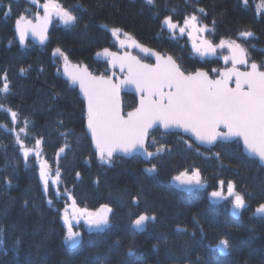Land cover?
<instances>
[{"label":"trees","instance_id":"trees-1","mask_svg":"<svg viewBox=\"0 0 264 264\" xmlns=\"http://www.w3.org/2000/svg\"><path fill=\"white\" fill-rule=\"evenodd\" d=\"M56 2L77 17L75 24L64 25L56 17L46 47L31 42L22 47L16 39V20L22 15L35 20L37 12L42 15L43 11L30 0H0V87L7 73L11 88L9 94L0 93V105L18 113V122L13 124L10 113L0 110V264H264V214L256 212L264 204V169L243 153L239 142L205 150L180 134L156 130L148 145L153 139L156 143L148 149L154 152L161 144L169 149L159 157L150 162L115 157L110 165L102 164L86 133L85 103L62 77L63 57L55 56L59 48L71 62L86 64L94 74L108 75V66L94 57L107 48L116 50L107 29L118 27L142 45L173 56L186 72L203 69L217 76L212 70L224 67L220 58L201 59L186 36L162 30L166 16L172 15L182 25L194 14L208 26L207 40L214 45L235 40L247 48L251 62L262 64V0H248L247 5L243 0H157L155 8L145 0ZM8 4L12 11L5 15ZM105 24L109 27H102ZM246 30L254 36L241 37ZM21 68L26 69L23 74ZM123 100L125 111L136 108L134 96L125 95ZM24 119L28 134L20 132L21 138L29 148L36 139L43 140L41 158L53 170L59 168L61 191L66 187L80 208L95 212L108 205L113 210L110 226L102 232L90 231L80 221L75 229L81 233V242L75 248L64 243L63 216L71 200L56 197L50 185L54 204L49 206L39 179V161L34 154L25 161L16 143ZM13 128L16 132L10 131ZM63 132L68 133L66 138ZM65 143L69 147L57 163V153ZM152 164L157 171L149 174L145 169ZM195 170L200 172L203 189L188 193L176 186V176ZM221 180L233 183L244 196L246 207L238 214H233L229 201L211 199ZM144 214L156 219L138 232L133 221ZM178 227L187 231L178 232ZM220 239L230 243L226 254L217 247Z\"/></svg>","mask_w":264,"mask_h":264},{"label":"snow or ice","instance_id":"snow-or-ice-1","mask_svg":"<svg viewBox=\"0 0 264 264\" xmlns=\"http://www.w3.org/2000/svg\"><path fill=\"white\" fill-rule=\"evenodd\" d=\"M243 2L247 5L248 0H243ZM30 3L39 5L44 15L40 16L37 12L38 23L35 24L23 15L16 20L21 43L29 31L38 36L41 42L46 40L47 29L53 16L58 17L64 25H73L77 20L71 11L65 9L56 0H46L43 4H40V0H30ZM145 3L153 8L157 6V0H145ZM5 8V15L11 14V5L8 4ZM261 8H264V0L261 2ZM199 11L204 13L205 10L201 8ZM102 27L108 28L109 26L105 24ZM164 28H167L173 36L177 30L181 36L186 30H190L189 35L196 34L193 37L194 41L199 38V33L209 31L207 25L200 26L199 19L194 14L185 18L183 26L174 22L172 15H168L162 21V30ZM110 31L122 48H140L142 52L155 56L156 62L148 64L130 52L120 55L104 49L103 54L111 58L112 67L115 68L118 65L122 73L126 71L125 78L115 82L111 77L94 76L86 66L72 65L70 70L68 57L59 48L55 50V53L62 56L65 61L64 70L71 85L78 86L86 100L87 130L95 142L102 164L110 165L116 152L125 155L142 152L148 159H152L169 150L163 144L157 146L154 152L148 150L149 146H154L156 143L153 139L152 145H148L149 130L157 125L165 130H183L193 135L202 144L215 145L218 140L242 142L250 156L258 157L260 162L264 163V63L250 62L246 47L235 40H221L218 45H214L207 39L198 45L194 42L193 47L200 56H213L217 48L229 50V55L224 56L223 59L226 64L231 62V66L219 72L218 78L214 79L206 71L186 72L171 55H162L139 45L121 28L113 27ZM121 36L126 37L131 43L127 44ZM240 36L248 39L253 37L254 33L246 30L242 31ZM237 65H243L245 70L241 71ZM25 71L24 68L20 69L21 74ZM130 85L134 86L140 94L139 107L123 115L120 91ZM10 92V82L7 73H4L0 93L9 94ZM0 110L10 113L13 124L18 122L16 111L5 108L3 105H0ZM22 123L23 127L19 132H16L15 128L10 131L16 132V143L23 150L25 161L32 154L39 161V179L49 206L54 204L53 199L49 197L51 185L56 197L66 196L68 200H71L72 215L77 218H86L85 222L90 231L106 230L110 226L109 214L112 213V208L103 205L95 212L89 211L87 208L77 206L76 200L66 187L61 191L62 181L59 168L53 170L52 165L41 158L43 140L36 139L34 147H27L20 132L28 134V120L24 119ZM3 127L7 128V125ZM61 135L66 138L68 133L63 132ZM188 146L192 145L188 144ZM67 147L69 145L65 143L59 149L57 163L59 155L64 153ZM216 155L219 157V153ZM145 171L149 174L155 173L156 165L152 164ZM174 179L187 190L203 186L199 170H195L191 175L187 171L182 172ZM6 183L9 187L12 186L11 179H8ZM219 183L221 190L211 193V196L217 199L224 198V181L221 180ZM227 194L229 197H234L232 200L234 210H242L246 207L244 196L235 191V185L231 182L227 186ZM134 202H138V198ZM24 204L27 206L28 201L25 200ZM256 212L264 214V204H261ZM234 214L238 213L234 212ZM63 218L67 225L64 243L69 248H75L81 242V233L73 230L67 207ZM155 219V216L140 215L133 221V227L137 231H143L147 222L155 221ZM177 231L186 232L187 228L178 227ZM116 243L119 244V241ZM217 247L220 252L226 254L230 243L227 239H220ZM131 254L129 249L128 255Z\"/></svg>","mask_w":264,"mask_h":264},{"label":"water","instance_id":"water-1","mask_svg":"<svg viewBox=\"0 0 264 264\" xmlns=\"http://www.w3.org/2000/svg\"><path fill=\"white\" fill-rule=\"evenodd\" d=\"M43 15H44V14H43ZM43 15H42V16H43ZM54 17H55V16L52 17L51 23L49 24L48 29H47V34H46V35H47V39L44 40L43 42H41V40L39 39L38 36L34 35L31 31H29V32L26 34V37H25L23 43H21V41H20L19 30H18V28L16 27V24H15V32H16V39H17V41L22 45V47H25V46L27 45L28 42H31V43H33L34 45L38 46V47H46V46L48 45V43H49V33H50V30H51L52 25H53V22H54ZM32 22H33V24L38 23L37 19L34 20V21L32 20ZM107 30H108L109 33L111 34L110 29L108 28ZM111 35H112V34H111ZM112 37H113V36H112ZM113 38L119 43V41H118L115 37H113ZM133 39H134L139 45H142L137 39H135V38H133ZM126 43H127V44H130L131 42H130V41H126ZM119 46H120V43H119ZM142 46L145 47V48L151 49L153 52H158V51H156L155 49H152V48H150V47H148V46H145V45H142ZM120 49L125 50V51H124L123 53H119V52L112 51V50H110V49H108V50H109L110 52L118 53V54H120V55H123L125 52H130L132 55L137 56V57H138L142 62H144V63L154 64V63L156 62V58H155V56H153V55H151V54H148V53H144V52H142V51L140 50V48H137V47H124V48H122V47L120 46ZM103 52H104V50L98 52V53L95 55L94 59H95L96 61H99V62H104V63H106V64L108 65V68H109V70H110L111 72H110V75H109V76H105V77H111L115 82H119V80L124 79V78H125V75H126V71L122 73V72L120 71L118 65H117L115 68H113V67H112V64H111V58L108 57V56H106V55H104ZM134 52L141 53V54L144 55L145 57H148L152 62L149 63V62H145V61H143L138 55H135ZM228 52H229V50H228ZM158 53H159V52H158ZM98 54H99V55H98ZM160 54H161V53H160ZM162 55H163V54H162ZM55 56H59V54H55ZM173 58H174V57H173ZM62 60H63V63H62V66H61L62 77H63L64 80H66L67 82H69L70 85H71V82H70V80H69V78H68V75L65 73V70H64V68H65V61H64V59H62ZM68 65H69V69H70V70H71V66H72V65H80L81 67H85V66H86L87 69H88V71L91 72L90 69L88 68V66L85 65V64L73 63V62H71L70 60H68ZM237 67H238L241 71H244V70H245V68H244L243 65H237ZM201 71H205V70H201ZM222 71H223V70H221L220 72H222ZM206 72H207V71H206ZM91 73H92V72H91ZM113 73H115V75H113ZM92 74H93V73H92ZM93 75H94V76H101V75H95V74H93ZM102 76H104V75H102ZM209 76H210V75H209ZM210 77H211V76H210ZM211 78H212V77H211ZM216 78H218V77H216ZM214 79H215V78H214ZM71 86H72V85H71ZM233 86H234V85H233ZM72 87L78 90L81 99H82V100L84 101V103H85V121H86L85 127H86V133H87V135H88V137H89V139H90V141H91V145H92V148H93L94 152L96 153L97 159L100 160V159H99L98 150H97L96 147H95V142L93 141V139H92V137H91V134L88 133V130H87L86 100H85V98H84L83 94L81 93V91H80V89H79L78 86H72ZM125 95L134 96V97L136 98V100H137V106H136V108L139 107V102H140V94L136 91V89H135L134 86H131V85H130V86H127V87L122 88L121 91H120V102H121V108H122V114H123V115H126L128 112H130V111H134V110L136 109V108H135V109L130 110V111H125V110H124V100H123V96H125ZM155 130H160V131L163 132V133H178V134H181L182 136L188 138L190 141H192L194 144H196L198 147H200V148H204V149H208V150H211V149L215 148V147H216L218 144H220V143H221V144H229V143L237 142V141H235V140H229V141H219V140H218L217 143H216L215 145L202 144V143H200V142H199V141H198L193 135H191V134H189V133H185V132H183V130H180V129H170V130H165V129H163V128H162L161 126H159V125L154 126L152 129L149 130V137H150L151 133L154 132ZM148 140H149V139H148ZM240 143H241V145H242L243 153H244L249 159H253V160L258 161V163L260 164V166L264 169V163H261L258 157L250 156V155L248 154V152L246 151V149L244 148L242 142H240ZM137 156L140 157V158H142V160L145 161V162L151 160V159H148V158H147L142 152L134 153V154H132V155H125V154H123V153H121V152H116V153H114L113 158H115V157H120V158H123V159L130 160V159H132V158H134V157H137ZM157 157H158V156L153 157L152 159H155V158H157ZM113 158H112V159H113ZM175 184H176L178 187H182L183 189H185V190L188 191V192H192V191H194L195 188H196V187H194V188H192V190H187V188H186L185 186L180 185L179 181H177V180H175ZM234 212H237V210H234ZM109 215H110V214H109ZM147 223H148V222H147ZM145 230H146V227L144 228L143 231H138V232H144ZM136 231H137V230H136ZM95 232H96V231H95Z\"/></svg>","mask_w":264,"mask_h":264},{"label":"rangeland","instance_id":"rangeland-1","mask_svg":"<svg viewBox=\"0 0 264 264\" xmlns=\"http://www.w3.org/2000/svg\"><path fill=\"white\" fill-rule=\"evenodd\" d=\"M43 3H45V2H40V4H43ZM36 6H37V8H38L39 10H42V11H43V9H42L41 7H39V5H36ZM197 17H198V16H197ZM198 19H199V24H200V26H203V24L201 23L199 17H198ZM180 26H183V24L180 25ZM189 31H190V30H186L185 33H184V35H182V36H186V37H187V39H188L189 42L191 43L192 47H193L194 42L198 45V44H200L204 39H207V38H206V32H201V33L198 34V35H199V38H198V39H195V41H194V38H193V37H194L196 34L194 33L193 35H189ZM177 34L180 36L178 30H177L175 36H176ZM49 35H50V34H49ZM121 38L124 39V40H127L126 37H124V36H121ZM217 45H218V44H217ZM193 48H194V47H193ZM194 51H195V48H194ZM195 53H196V55L199 56L201 59L220 58V59L222 60V62H223V66L227 65V64L224 62V59H223L224 56L228 55V50H227V48H223V49H221V48H217L216 54L213 55V56H200L196 51H195ZM229 63H230V62H229ZM218 71H219V70H218ZM215 72H216V71H215ZM202 184H203V183H202ZM227 186H228V184H227V185L224 184V188H223V197H224V198L217 199V201H219V202L229 201V202L231 203V207H232V209L234 210L233 205H232V200L234 199V197H229V196H228V194H227ZM198 188H199V189H203V188H204V185H203L202 187H198ZM220 190H221V186L219 185V189H218V191H220ZM235 191H236V188H235ZM236 192H237V191H236ZM240 211H241V210H238L237 213H239ZM68 212H69V220H71V222H72V224H73V230H74V231H77V230L75 229V227H76V225H78V223H79L80 221H82L83 223L86 224V222H85L86 218H77V217H74V216L72 215V209H71V207H69ZM77 220H78L79 222H77ZM86 226L88 227L87 224H86Z\"/></svg>","mask_w":264,"mask_h":264},{"label":"flooded vegetation","instance_id":"flooded-vegetation-1","mask_svg":"<svg viewBox=\"0 0 264 264\" xmlns=\"http://www.w3.org/2000/svg\"><path fill=\"white\" fill-rule=\"evenodd\" d=\"M137 54V53H136ZM139 56H140V54H138ZM211 199L213 200V201H217V198H214V197H212L211 196Z\"/></svg>","mask_w":264,"mask_h":264}]
</instances>
